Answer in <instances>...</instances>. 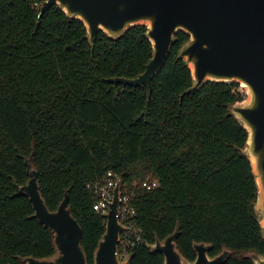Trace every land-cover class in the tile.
Returning <instances> with one entry per match:
<instances>
[{
    "label": "trees",
    "instance_id": "trees-1",
    "mask_svg": "<svg viewBox=\"0 0 264 264\" xmlns=\"http://www.w3.org/2000/svg\"><path fill=\"white\" fill-rule=\"evenodd\" d=\"M38 20L32 0H0V264L57 253L53 231L33 216L29 196L17 194L29 180L27 160L50 210L69 190L89 264L106 218L88 185L110 170L124 191L147 178L159 182L134 191L145 241L131 249L129 264H164L152 246L178 226L177 247L190 261L198 243L210 246L211 257L228 252L222 264L264 256L256 178L239 150L248 131L230 109L246 98L239 83L208 81L181 98L193 84L179 58L190 39L183 31L151 93L147 85L115 83L144 72L153 54L146 25L119 37L100 31L92 45L84 22L58 5Z\"/></svg>",
    "mask_w": 264,
    "mask_h": 264
},
{
    "label": "water",
    "instance_id": "water-1",
    "mask_svg": "<svg viewBox=\"0 0 264 264\" xmlns=\"http://www.w3.org/2000/svg\"><path fill=\"white\" fill-rule=\"evenodd\" d=\"M58 5L87 27L93 45L100 31L119 37L131 26L143 24L153 46V54L143 73L135 78L113 77L110 81L131 86H149L165 66L175 36L183 31L190 36L179 58L189 66L193 84L181 95L198 90L208 81L238 82L248 88V98L230 106L248 131L244 149L256 178V211L264 232V0H46L39 12L37 26L45 11ZM29 180L18 185L17 194H26L34 207V217L54 233L57 253L49 258H23L27 264H89L82 247L83 229L69 206V190L56 210H50L42 195L39 172L26 161ZM124 180L120 177L106 218V230L94 254V264H129L118 255L123 226L119 221V203ZM179 226L174 233L153 244L161 252L164 264H222L228 252L209 255L210 246L195 244L196 258L186 259L177 247ZM255 264H264V256L253 255Z\"/></svg>",
    "mask_w": 264,
    "mask_h": 264
},
{
    "label": "built area",
    "instance_id": "built-area-1",
    "mask_svg": "<svg viewBox=\"0 0 264 264\" xmlns=\"http://www.w3.org/2000/svg\"><path fill=\"white\" fill-rule=\"evenodd\" d=\"M45 1L32 0L33 7L40 12ZM241 92L246 96L247 91L241 90ZM119 179L120 175L110 170L104 176L88 185V189L93 196V207L97 212L108 213ZM158 186V180L149 178L143 181L140 188L145 191H152ZM134 197V191L122 190L118 207L119 221L123 226L118 244V255L122 261L128 260L131 249L145 241L142 229L136 222L138 211L133 203Z\"/></svg>",
    "mask_w": 264,
    "mask_h": 264
},
{
    "label": "rangeland",
    "instance_id": "rangeland-1",
    "mask_svg": "<svg viewBox=\"0 0 264 264\" xmlns=\"http://www.w3.org/2000/svg\"><path fill=\"white\" fill-rule=\"evenodd\" d=\"M239 90L241 91V90H243V91H248V88L247 87H245V86H243L242 84H239ZM248 98V94H247V92H246V99ZM148 179V178H147ZM147 179H145V180H147ZM142 183H143V181L140 183H138V184H134L132 187H133V191H135L136 190V188H138V187H140V186H142Z\"/></svg>",
    "mask_w": 264,
    "mask_h": 264
},
{
    "label": "bare ground",
    "instance_id": "bare-ground-1",
    "mask_svg": "<svg viewBox=\"0 0 264 264\" xmlns=\"http://www.w3.org/2000/svg\"><path fill=\"white\" fill-rule=\"evenodd\" d=\"M242 85H243V86H245V84H244V83H243ZM245 87H246V86H245Z\"/></svg>",
    "mask_w": 264,
    "mask_h": 264
}]
</instances>
